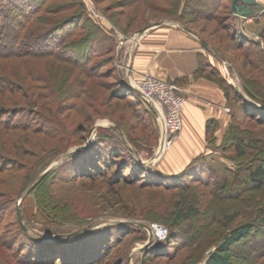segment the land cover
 <instances>
[{
    "label": "rangeland",
    "instance_id": "1",
    "mask_svg": "<svg viewBox=\"0 0 264 264\" xmlns=\"http://www.w3.org/2000/svg\"><path fill=\"white\" fill-rule=\"evenodd\" d=\"M24 1L26 3L30 2L28 7H38V4H33V6H31V0L12 1L19 6H14L12 3L10 5L7 1L0 0V8L5 10L8 15L6 18H3L0 15V41H4L5 31L11 32V30H13V19L16 14V10L13 7H21ZM81 1L86 4L85 7H88L91 15L97 16L100 20L99 22L105 24L113 33L118 32L125 38L128 36L130 37L138 29L157 21H160L163 24L175 23L181 26H186L180 22H183L184 20L181 19L180 16L186 7H183V5H180L179 7V4H174L176 0ZM200 1L201 0H194L193 3L197 4ZM257 1L264 6V0ZM39 2H45L46 6H49L51 9L53 8V10H43V16H49L56 20L67 18L70 15H76L79 17L82 12V9L75 0H46L44 2L43 0H39ZM177 2L179 3V1ZM222 5L223 9L219 10L216 14V18L213 20L193 21V16L189 14V16L186 15L188 18L185 19V22L187 21L186 24H188V26L201 33L213 44V46L218 48V50L224 53L227 57L231 58L235 67L242 73L251 74V71L253 70L251 65L248 66L246 64L247 67L245 68L241 66V60L243 59L241 53L248 51L246 47L240 49L230 46L231 40L229 37L230 33L233 32L235 20L227 17L225 7H232V0H223ZM189 9L190 8H187L188 11ZM95 10H97L98 13L97 11L95 12ZM263 15L264 14L262 13L255 14L252 19L250 18L251 20L248 23L245 22L249 19H244L238 15L236 16L239 17L237 23L238 25L240 24L239 27L243 33L249 35L253 40L264 47ZM76 20L78 23L77 26H80L82 23V17H80V19L77 18ZM2 24L3 29L1 28ZM4 25L7 26L6 30L4 29ZM28 27L31 31L37 32L36 30H33V27ZM50 27L51 25H47L45 29ZM75 30L76 26H70L67 33L71 34L70 36H73ZM77 36L78 35H74V38ZM115 36L117 37V34H115ZM50 39L51 41L48 42L47 46L50 45L51 48L54 47L55 49L56 47V49L59 50L60 36L56 35ZM44 41L45 40L40 37H33L25 42L23 46L30 51H42L45 49L44 46L41 47ZM106 43L107 40L102 35H97L94 38V48H101L105 46ZM20 45L21 43L16 46L6 47V49L2 50L3 52L22 51V48H19L21 47ZM129 49L130 44L128 42L119 47V41L117 38V43L114 44L113 53L109 52L104 57L100 56L92 58V64H99L101 66V68L97 70L99 74L95 77L86 79L84 84L85 93L83 92L84 95H82L77 102V109H75L77 112L75 113L73 110L65 109L63 112L59 113V117L70 129L73 124H81L82 126L88 125L87 127H89L90 123L93 121L92 128L95 125H97V127L91 132L90 137H88L87 134L85 142L87 137L89 141L96 138L99 127L114 124L109 118L120 122L129 130L132 125H136V127L130 131V136L143 139L140 140L143 143L138 144L137 147L134 146L136 148L134 149L137 151L138 155H140L141 160L145 161L150 160L155 150L158 148L161 136L160 134L157 136L152 134L151 127L158 124L160 125V115L148 105L152 109L155 117L153 120L155 125L154 123L153 125L149 124V118L144 114V107H148L147 105H140L138 100L131 99V97L121 98L122 95L120 96L118 94L117 97L119 98H112V90L111 86H109L112 82L117 81L118 71L121 75H124L125 77L127 76L126 66L128 65ZM85 52L86 51L83 50V48H74L65 51V54L70 59L81 60L84 57ZM10 57L11 56H8V59L0 60V67L2 66L1 68H3L4 72L12 78H9L11 81L10 83L18 87L19 85L14 80V76L17 74H24L23 78L25 83L23 88H25L26 91H29L28 85L32 83V80L29 79L28 75H25V62L22 61L20 56ZM24 57L27 59V63H32L30 68H39L44 76L51 79L57 92L58 88L61 89L60 82L69 85L73 78L80 76L81 73L74 67L72 68L71 64L59 62L58 59L52 55L35 57L34 54H30ZM112 57L115 59L114 61L113 59L111 60ZM219 66L223 71L220 74L221 77H224L227 83L229 80L230 85L237 87L238 90H240L241 80L236 70L231 65V62L224 60ZM70 67L73 69L72 75ZM249 71L251 73H249ZM68 76L69 78L70 76L72 77L70 80H65ZM201 76L207 78L204 74ZM254 76L258 77L255 71ZM258 79L260 80L261 78L258 77ZM68 80L69 82H66ZM263 81L264 80L262 79L261 82ZM4 83L5 81L0 78V86H3ZM2 96L3 94H1V97ZM58 97L59 102L58 104L56 103L58 106L55 102L50 105L47 104V107L49 106L51 110L48 108H45V110L50 111L48 112L49 114L54 112L58 115L60 107L63 105L69 106L71 103L78 100L76 98H68L70 96H67L66 98L62 96L60 92H58ZM229 104L230 105L226 104L227 107H222L223 110L227 109V112H225L228 114L227 123H225L224 120L222 122L221 119L218 120L213 118L211 120V131L205 135V147L203 152L193 157H201L199 161L202 164H205V166H210L213 171L208 170L205 167L203 170L202 168L200 170L199 167L197 172L199 173L201 171V173L195 174L200 177V181L189 182L188 184L190 186L184 190L180 191V189L176 188L168 190L160 185L151 184L148 176H141V178L138 177L143 181L141 183V181H136L135 176L129 174L128 170L123 172V177L127 180L110 183L105 180L103 174L102 176L93 179L88 176L90 172L86 173L82 170L77 173L71 168L72 163L67 164V167L70 166L67 169L61 168L56 179L53 178L52 180V182L56 184L55 194L57 195V200H59L58 204L62 205V208H64V215H69L70 217L73 216V218L77 217V219L75 218L76 220L70 218L64 222L62 230H68L67 232H69V230L71 231L74 227L76 228L85 222H89L87 226L98 224L109 226L116 223H127L129 232L121 237L118 242L116 241L120 234L114 229L120 227L107 226L104 230H97L92 235L85 236L83 239L74 238L73 240L64 242L56 241L54 242V245L38 246L37 244H33L30 246L27 239L25 240V238L19 236L20 231L17 219L13 207L10 205L4 212L3 210L0 211V234L2 233V240L4 243L11 246H8L11 248L9 251L0 246V264H21L16 263L14 258L19 259V261L22 262L27 261L22 264H124L125 259H122L121 255L124 254L125 249L130 245L131 250L126 264H203L208 254L215 249V245L220 243L222 238L221 231L224 233L237 225L254 222L250 236L252 237L254 234H257L256 236L258 238L255 239L253 237L251 240L245 239V241L237 243L233 246L231 253L232 264L251 263V254L264 249V224L262 225L255 221L258 214V209L256 208L259 204L264 202V187L260 190H252L251 185L249 187V183H247L245 179H248L249 171L252 170L255 164H257L260 159H264V153L261 151L263 148H260L262 145H256L257 149L255 146H248L245 148L246 158L243 161L237 159L238 170L235 173L236 176L234 178H232L234 176L233 174L228 176L229 179L232 178V181H235L234 184H228V186L222 190L223 192H219L217 189L214 191L213 183L215 180L221 181L227 176L225 169L230 171L236 167V164L232 161V158H235L236 154L234 150L229 147V143L226 140L227 138L224 137L226 128L230 122L231 114L233 113L234 116L237 117V122L234 127L243 131V133L249 135L254 134L255 138L260 139L264 137V125L262 123H257V121L254 120V116L249 117V114H246V117L241 119V114L238 111V99H232V102H229ZM20 105L22 106V104ZM39 108L41 109L42 107L40 106ZM39 108L37 109L39 110ZM56 110L58 112H56ZM25 111V114L22 112L17 113L16 118H13V114L11 113H9L10 116L4 115L0 117L1 121L4 120L5 122L10 121L11 123H14L19 119V121L33 122L31 121V118L36 117V115L34 114L32 107L30 108V106H26ZM216 111L218 112V109ZM22 115L25 116L23 117ZM135 115L137 116V119ZM217 115L219 116V112ZM88 118L90 119L89 123L85 122ZM81 134H83V132ZM27 136H29V139L26 142L24 140H27ZM58 145L59 142L55 138H51L45 133L39 132L28 135V133L23 130L13 128L9 130L7 127L0 124V155L3 150L6 149V151H9L12 148L14 152L17 151L15 158L10 160L12 162L11 165H4L5 163H2L5 166L4 168H8L9 170L0 174V203L9 205V198L12 197L11 191H16L20 180L30 172L29 170L31 167L28 164L35 161L37 156L43 153L44 150H48ZM6 146L10 148L5 149ZM169 147L165 149L160 157L149 162L150 164H145L151 169L157 167L160 171L166 173L160 169L158 165L161 164V160L164 159L165 153ZM87 155L85 154V156ZM61 161H63V159L54 160L46 169L55 163L59 164ZM44 162L45 160L39 162L37 168L42 169ZM76 165L75 166L78 169H85L84 163ZM45 170H43L42 173ZM109 173L111 176H114L112 181L113 179L117 180L120 175L119 165L118 167L113 165ZM84 174L85 176H83ZM155 180H158V177L155 178ZM205 183L210 184V186L207 188ZM9 192H11V195L9 194V196H6V193ZM20 197L21 196L18 197L17 201ZM183 197H186V200H184L185 203H183L184 206H187L190 200H193L196 204L197 211L196 213H192V215L186 218L181 224L170 228L168 222H170L173 207L176 201L178 199H183ZM106 198L109 200H106ZM118 198H120L122 202H120V199ZM35 210L36 205L34 195H27L24 200L21 201V212L23 214L24 224L27 226L29 232L42 237H51L50 234H52V232L41 228L38 225V222L35 221ZM49 214L53 216L51 210ZM227 214H233L234 220L230 225L225 226L224 217ZM62 216L63 215L59 211L57 217L61 219ZM154 223L164 225L167 229V234L171 235L169 240L171 246L167 247V250L161 255L156 256H154L156 252L154 255L147 254L148 251H150V246L163 241L153 238L149 229L147 230V227H149L148 225ZM15 240L17 244L11 245ZM82 240L85 242H82ZM106 242H108L107 246ZM111 244H114V247L110 249L106 258H104L103 253L108 246H112ZM90 247H95L94 252H91L89 249ZM141 248H144V250L139 251ZM8 252H10L9 256L7 255ZM13 261L15 263H13ZM251 264H264V257Z\"/></svg>",
    "mask_w": 264,
    "mask_h": 264
},
{
    "label": "trees",
    "instance_id": "2",
    "mask_svg": "<svg viewBox=\"0 0 264 264\" xmlns=\"http://www.w3.org/2000/svg\"><path fill=\"white\" fill-rule=\"evenodd\" d=\"M8 3H11L16 6V3H13V0H5ZM46 0H43V2ZM94 1V0H93ZM179 1V3L177 2ZM223 0H201L199 3L194 4V0H176L174 4L183 5V7H186V9L183 10L181 14V19H184L183 22L180 21L183 25H186L188 28H191L186 24L185 19L188 18L186 15L193 16V21H200V20H213L216 18V14L219 12L220 9H223L222 5ZM75 2L78 3L80 8L82 9V12L79 17L76 15H70L67 18L64 19H53L49 16H43L42 12L43 10L51 9L49 6H46L45 2H39V0H31V6L33 4H38V7H28L29 3H26L25 1L22 3L21 7H13L16 12L15 18L13 19V30L11 32L4 33V41H0V60L2 59H8V56L11 57H17L20 56L22 61L25 62L26 65V74L29 76V79L32 80V83L28 85L29 91H26L24 87V74L22 75H15L14 80L18 83V86L12 85L9 80L10 76L7 75L3 68L0 67V78L5 81L3 86H0V117L6 115L10 116L9 113L13 114V118H16L17 113H26L25 107L30 106L32 107V110L36 117L31 118V121H19V119L11 123L10 121L5 122L4 120L1 121L0 118V124L4 127H7L9 130L18 129L23 130L29 134L33 133H45L51 138H55L59 145L52 147L48 150H44L43 153L39 154L35 161L28 164L31 169L30 172L20 180L18 188L16 191L12 192V197L9 198V205H5L0 203V211L7 210L12 205L14 209V213L17 219V224L19 228V236L27 239V242L30 243V246L33 244H37L38 246L43 245H54L56 241H69L73 240L74 238H84L85 236L92 235L97 230H104L107 228L108 225H93L90 228L85 229L84 231L70 235L71 232H74L78 229H82L85 227H88L87 225L89 222H85L83 224H80L78 227H74L73 230H69L67 232L66 230H62V227L64 226L63 223L66 222L68 219L73 218V216H66L64 215L65 211L64 208H62V205H59L57 200V195L55 194L56 191V184L52 182L53 178L56 179L59 171L61 168L67 169L70 166L67 167V164H71V168L75 170L77 173L81 172H90L88 174L89 178L96 179L100 176L105 178V180L109 181L110 183H116L119 181H125V177H123V172L128 170L129 174L132 176H135L136 181H141L138 177L141 178V176H148L150 179L151 184L160 185L164 189H180L184 190L188 188L190 185L189 182L192 181H200V177H198L196 174H200L201 171L198 173L197 170H200L205 167L208 170H212L210 166H205V164H202L199 160L201 157L193 158L192 161L189 162V164L186 165L180 172L178 173H164L160 171L157 167H154L153 169L149 168L145 163L140 161L138 158V153L135 150L138 144L143 143L139 139V137H133L130 136V131L136 127V125H132L130 130L124 127L120 122L110 119L114 124L109 126H103L98 128L97 136L94 140L89 141L86 146L74 150L76 147L84 145L85 144V137L91 130L93 126V121L90 123L89 127L82 126L81 124H73L72 128L70 129L67 124L59 117V113L63 112L65 109L73 110L75 113L77 112L75 109H77V102L79 101L80 97L84 95V84L86 79H89L91 77L97 76L99 73L97 70L101 68L99 64H92V58L94 57H104L109 52L113 53L114 44L117 43V37L115 36V33L111 31L110 28L106 27L105 24H102V22H99L100 20L95 15H91L90 11L88 10V7L82 2L81 0H75ZM41 3V4H40ZM27 5V6H26ZM19 6V5H17ZM47 7V8H46ZM187 8H190L189 11ZM226 8V14L229 19L235 20V25L233 27V32L230 33V40L231 45L235 48H245L248 50L247 52L241 53L243 59L241 60V66L243 68L247 67L246 64L249 66L251 65L253 67V70L249 73L251 74H244L242 73L238 68L235 67L234 62L231 58L227 57L224 53H222L218 48L213 46V44L207 40L201 33L195 31V34L205 41L206 43V49L209 51V53L213 54L215 58L222 63L224 60H227L231 62V65L236 70L238 76L241 80L240 90H238L237 87H234L226 82L224 77H221V72L218 68L214 67L208 62H204L201 59V67L197 71L196 75H205L207 78L211 79L212 81L216 82L221 89L223 90L224 97L226 100V104L230 105L229 102H232V99H238L239 100V108L238 111L240 112L241 116L240 118L244 119L246 117V114H249V117L254 116V120L257 121V123H262L264 125V81L261 82V80H264V47L257 43L255 40H253L249 35H246L243 33L241 28L238 25L237 20H239V17H237L234 13L231 11V7H225ZM84 9V11H83ZM97 10H95L96 12ZM98 13V11H97ZM0 15L3 18L8 17L5 10H2L0 8ZM264 16V15H263ZM82 17V23L80 26H77V18L80 19ZM185 17V18H184ZM218 18V17H217ZM188 20V19H187ZM47 25H51L50 28L45 29ZM28 26L33 27V30L31 31ZM70 26H76V30L73 32V36H70L71 34H68V28ZM1 28L3 29V24L1 25ZM7 26L4 25V29L6 30ZM109 31H108V30ZM120 29V28H119ZM138 29V28H137ZM192 29V28H191ZM37 34V35H36ZM59 35L60 36V48L59 50L54 49V47L51 48V46H47L48 42L51 41L50 38H53L54 36ZM74 35H78L74 38ZM97 35H102L106 38L107 43L105 46L101 48H94V38ZM33 37H40L44 39V43L41 47H45L42 51H30L27 50L23 44L27 42L29 39ZM21 43L22 48L17 51H7L3 52L2 49H6V47H12L16 46L17 44ZM58 48V47H57ZM74 48H83L85 50L84 57L79 59H70L66 56L65 51L74 49ZM106 48V49H105ZM49 49V50H47ZM239 49V50H240ZM20 51V52H19ZM30 54H34L35 57H41L45 55H52L56 59H58L59 62H65L68 64H71L72 68L79 70L80 76H76L73 78L72 82L69 85L64 84L63 82H60L61 89L58 88V92L62 94V96L66 97L70 96L68 98H76L77 101L71 103L69 106H62L59 108L58 115L54 112L49 114L45 110L47 107V104H55L59 102L58 92L55 89V86L53 82H51V79L44 76L42 71L38 68H30L32 66V63H27V59L24 56H28ZM10 57V58H11ZM115 60L113 57L111 60ZM10 60V59H9ZM71 69V75L73 73V69ZM68 69V68H66ZM117 69V68H116ZM118 71V70H117ZM254 71L258 77L261 79L259 80L258 77L254 76ZM248 76V77H247ZM67 77V76H66ZM72 76H70L71 78ZM64 78L65 80L69 79ZM12 79V78H10ZM17 79V80H16ZM64 80V81H65ZM66 81V82H69ZM76 83V84H75ZM76 85V86H75ZM111 90H112V98H119L118 95H122V97H131V99L138 100L140 102V105L144 104V106H148L147 102L132 88L127 84L126 77L124 75H121L118 71V78L116 82H112L110 84ZM18 87V88H17ZM84 92V93H83ZM1 94L3 96L1 97ZM118 94V95H117ZM79 95V96H78ZM22 104V106L20 105ZM56 104V105H57ZM236 104V103H235ZM238 104V103H237ZM137 105V104H136ZM11 106V107H10ZM42 107L41 109L39 107ZM58 106V105H57ZM39 108V110L37 108ZM13 108V109H10ZM145 111L144 114L150 121L149 124L154 123V113L152 109L148 107H144ZM13 112V113H12ZM33 114V115H34ZM244 114V115H243ZM23 117L25 115H22ZM136 119L137 116L135 115ZM90 119H86L85 122L89 123ZM140 122V121H139ZM237 122V117L234 116L232 113L230 116V122L228 123V126L226 128V132L224 134V137L227 138V142L229 143V147L234 150L235 152V158H232V161L236 164L235 169L233 170H227L225 169V172L227 173V176L223 178V180L214 181L213 188L214 191L217 189L219 192H223L228 184H234V180L232 181V178H234L236 175V171L238 170L237 166V159L240 161H243L246 158V151L245 148L252 145H262L260 148H263L261 150L264 153V137L258 139L254 137L253 135H249L247 133H243V131H240L238 128H235V123ZM11 123V124H10ZM82 123V122H81ZM84 123V122H83ZM92 124V125H91ZM211 124L212 121L209 120L206 124V134H208L211 131ZM155 125V123H154ZM83 132V134H81ZM151 133L157 136L158 134H161V125H155L154 127H151ZM81 134V135H80ZM28 141L29 136L26 137ZM84 139V140H83ZM23 143V142H22ZM135 146V147H134ZM10 148L8 146L5 147ZM135 148V149H134ZM257 149V148H256ZM7 150V149H6ZM3 150L2 154L0 155V174H2L4 171L9 170L8 168H4V165L12 164L10 160L12 158H15L17 155V151H13L11 148L9 151ZM18 150V149H17ZM137 153V154H136ZM64 154L66 156L64 157ZM85 154L87 156H85ZM137 156V158H136ZM64 157V158H63ZM63 159L59 164H56L53 166L41 179L36 180L37 177L42 173L43 170H45L48 165L53 162L54 160ZM105 159V160H104ZM45 160L44 165L42 169L37 168L38 163ZM9 162V163H8ZM2 163H5L4 165ZM84 163L85 169H78L76 164ZM113 163V164H111ZM76 165V166H75ZM118 167L119 165V178L117 180L112 178L114 176H111L109 171H111L112 166ZM28 166V167H29ZM3 168V169H1ZM12 169V168H10ZM104 169V170H103ZM104 172V173H103ZM196 173V174H195ZM233 174L232 178H228L229 175ZM91 175V176H90ZM85 176V174L83 175ZM158 177V180H155V178ZM115 180V182H114ZM247 183H249V187L251 185L252 190H260L262 187H264V159H260L257 164L252 168V170L249 171L248 179H245ZM143 181H141L142 183ZM149 182V183H150ZM205 186L207 188L210 186V184L205 183ZM180 187V188H179ZM212 190V189H211ZM11 192L6 193V196L11 195ZM213 192V191H212ZM211 192V193H212ZM4 194V193H3ZM2 194V195H3ZM33 194L35 198V205L36 210L34 212L35 221L38 222V225L46 230H49L52 232L50 234L51 237H42L40 235H36L32 232H29L28 229L25 230V228L22 226V224L19 222L17 215H16V201L19 196H21V201L24 200V198L27 195ZM1 195V194H0ZM112 198V197H111ZM117 198V197H116ZM108 198H106L107 200ZM120 199V198H118ZM109 200V199H108ZM184 200H186V197H183V199H178L173 207L170 222H168V225L170 228L175 227L179 224H181L186 218H188L192 213H196V204L193 200H190L189 204L187 206H184L183 203ZM120 202L121 199L119 200ZM119 203V202H118ZM258 214H257V221L259 224H264V202L262 204H259L257 206ZM53 213V216L49 214V212ZM59 211L63 215L60 218H58ZM23 215V214H22ZM75 216V215H74ZM77 217H74L72 220H76ZM234 220L233 214H227L224 217V224L225 226L230 225ZM1 225V223H0ZM26 226V225H25ZM118 226L120 228L114 229L118 235L117 241L120 240L121 237L126 235L129 230L127 228V223H116L113 225H109L108 227ZM254 222H248L243 223L240 225H237L235 227H232L230 230L226 231L222 234V238L220 243L215 245V249L212 250L206 259L204 260L203 264H232L231 262V253L232 248L237 243L241 241L251 240V238L257 239V234H254L252 237L250 236V233L253 230ZM27 227V226H26ZM172 230V229H171ZM258 233V232H257ZM262 233V232H259ZM171 235L167 234V237L158 243L157 247H154L153 245L150 246L148 251V255H154L155 252L156 255H161L164 251L167 250V247L171 246V243H169ZM17 240V239H16ZM16 240L13 242V244H17ZM26 242V241H25ZM26 242V243H27ZM82 242H85L82 240ZM250 242V241H249ZM23 243V242H22ZM25 243V245H26ZM57 244V243H56ZM108 245V242H106V246ZM112 246H108L105 249L104 258H106L108 252L112 247H114V244H111ZM0 246L4 247L8 251L11 249L9 247V244L4 243L2 240V233L0 234ZM9 246V247H8ZM91 252H94L95 247L89 248ZM131 250V245L125 249V252L123 255H121L122 259L124 260V264L127 263V258L129 255V252ZM9 253L7 255L9 256ZM153 253V254H152ZM28 255V253H27ZM7 256V258H8ZM12 256V255H11ZM13 257V256H12ZM11 257V258H12ZM96 257V256H95ZM264 257V249L258 250L255 253L251 254L250 261L253 263L256 260H259ZM94 258V257H93ZM16 263H26L27 261H19V259L14 258ZM82 261V260H81ZM12 262V261H11ZM13 263H15L13 261ZM249 263V264H251ZM39 264V263H37ZM42 264V263H40Z\"/></svg>",
    "mask_w": 264,
    "mask_h": 264
},
{
    "label": "crops",
    "instance_id": "3",
    "mask_svg": "<svg viewBox=\"0 0 264 264\" xmlns=\"http://www.w3.org/2000/svg\"><path fill=\"white\" fill-rule=\"evenodd\" d=\"M189 29L192 32L183 30L175 23L152 28L139 38L137 45L130 46L127 61L132 76L149 72L181 85L185 91L187 101L182 114V130L158 165L166 173L180 172L195 155L203 152L209 120L228 121L227 111L222 108L227 106L221 87L204 76L196 75L201 67V59L222 73L220 62L209 53L195 31ZM159 122L161 136L163 125L160 116Z\"/></svg>",
    "mask_w": 264,
    "mask_h": 264
},
{
    "label": "built area",
    "instance_id": "4",
    "mask_svg": "<svg viewBox=\"0 0 264 264\" xmlns=\"http://www.w3.org/2000/svg\"><path fill=\"white\" fill-rule=\"evenodd\" d=\"M115 34H117L119 47H121L126 42H128L131 47L132 45L135 46L139 43L140 37L137 40H134L131 36L125 38L118 32H116ZM127 67L128 66H126V73L129 69ZM126 79L133 88H136L142 92V98L145 101L152 102L159 111V114H157L160 115L162 119L163 129L162 135L159 139L158 148L155 150L154 154L159 151L158 149L160 147V143L163 141V148L158 154V157H160L164 153L165 149L177 140L182 130V113L185 109L187 101L185 91L177 83L168 82L154 76L149 72H144L137 76L130 75V77L128 78L126 76ZM225 110L227 111V109ZM138 158L143 163L150 162V160H141L140 155H138ZM148 226L149 227L147 228V230L149 229V232L152 234L153 238L164 240L167 237V229L164 225L154 223Z\"/></svg>",
    "mask_w": 264,
    "mask_h": 264
},
{
    "label": "water",
    "instance_id": "5",
    "mask_svg": "<svg viewBox=\"0 0 264 264\" xmlns=\"http://www.w3.org/2000/svg\"><path fill=\"white\" fill-rule=\"evenodd\" d=\"M231 11L232 13L238 15L239 17H242L244 19H248V18H251L253 17L255 14L257 13H262L264 14V6L259 3L257 0H232V7H231ZM160 25H163L162 22L160 21H157L155 23H152V24H149L147 26H144L140 29H138L137 31H135L131 37L134 39V40H137L139 37H141L142 35H144L146 32H148L149 30H151L152 28L154 27H158ZM178 27L182 28L183 30L185 31H188V32H192L188 27L186 26H181L179 24H177ZM201 42L206 45L205 41L200 39ZM132 47H134V45H132ZM127 78L130 77V69H128L127 73ZM127 80V79H126ZM127 84L132 87L128 81H127ZM133 88V87H132ZM141 97H143V94L140 90L136 89V88H133ZM147 104L152 108L154 109V111L156 113L159 114V111L157 110V108L153 105L152 102L150 101H146ZM97 127V125H95L93 128H91V130L89 131L88 133V137L91 136V132L94 130V128ZM88 137L86 139V142L84 145H81V146H78L76 147L74 150H78L84 146H86V144L89 142L88 140ZM163 141L160 143V147H159V151L154 154V156L151 157L150 159V162H152L151 160H155L158 158V154L161 152L162 148H163ZM66 156V154H64V157ZM148 164H150L149 162H147ZM57 164V163H55ZM55 164L51 165L48 169H46L43 173H41L36 180H39L41 179L53 166H55ZM16 215H17V218L19 220V222L22 224V226L25 228V230H27V227L25 226L24 222H23V215H22V212H21V197L19 198V200L16 202ZM91 226H88V227H85V228H82V229H78L74 232H71L70 235H73V234H77V233H80L82 231H84L85 229L87 228H90ZM148 228V227H147ZM149 245V244H148ZM154 247H157L158 246V243H155L153 245ZM146 248V247H145ZM143 251L144 248H141L139 251Z\"/></svg>",
    "mask_w": 264,
    "mask_h": 264
}]
</instances>
